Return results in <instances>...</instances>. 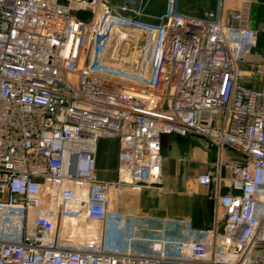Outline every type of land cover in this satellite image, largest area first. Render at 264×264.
<instances>
[{"label":"built area","instance_id":"1","mask_svg":"<svg viewBox=\"0 0 264 264\" xmlns=\"http://www.w3.org/2000/svg\"><path fill=\"white\" fill-rule=\"evenodd\" d=\"M144 2L0 0V264H264V27L253 0H216L204 16L178 0L146 15ZM126 43L134 69L114 63ZM188 133L228 173L214 225L116 209L124 191H163L162 137ZM102 137L118 140L115 179L95 172Z\"/></svg>","mask_w":264,"mask_h":264},{"label":"crops","instance_id":"2","mask_svg":"<svg viewBox=\"0 0 264 264\" xmlns=\"http://www.w3.org/2000/svg\"><path fill=\"white\" fill-rule=\"evenodd\" d=\"M164 7L155 8L153 15L161 14ZM197 9L186 6L182 10L187 13L204 16L214 12L216 0H201ZM238 0H227L228 8H235ZM258 20L253 18L252 4L251 16L256 28L264 27V0H257ZM194 11V12H193ZM141 38L145 33L138 32ZM264 46V31L260 32L257 39V48ZM131 47L124 44L120 54L128 52L130 56ZM124 68H135V64L126 59L114 62ZM145 72L147 69L144 70ZM117 152L118 140L114 137H102L96 142L95 172L101 179H115L117 177ZM224 159H233L237 154L229 148L223 149ZM159 174L162 178L163 191L147 188L137 194L124 191L117 197L115 208L129 212H138L152 217H170L189 221L193 227L207 228L214 225V194L218 191L224 194L231 191L228 185L225 169L217 166L218 153L214 146H205L202 137L195 134L179 136L169 134L162 137L160 150ZM214 169L222 177L220 185L215 183L209 185L199 184L196 177L206 170ZM221 228V222L219 223Z\"/></svg>","mask_w":264,"mask_h":264},{"label":"rangeland","instance_id":"3","mask_svg":"<svg viewBox=\"0 0 264 264\" xmlns=\"http://www.w3.org/2000/svg\"><path fill=\"white\" fill-rule=\"evenodd\" d=\"M254 1V7H253V18L254 20H258L259 16H258V4H257V0H253ZM164 2L165 0H145L144 4H143V11L145 12V14H151L153 13V11L155 10V8H161L163 9L164 7ZM202 5L201 4V0H178V8L179 9H186V6L190 7V9L195 8L198 10L199 6ZM194 12V11H193ZM78 17H82V18H89V11H78L75 13ZM145 53H142L141 55L143 56ZM118 56L121 59H126L128 60L129 58V54L128 52H123V53H119ZM244 84L248 87H253L254 85V81L252 80H245ZM254 87H258V83H256L254 85ZM191 134V133H190ZM196 136V134H195Z\"/></svg>","mask_w":264,"mask_h":264},{"label":"water","instance_id":"4","mask_svg":"<svg viewBox=\"0 0 264 264\" xmlns=\"http://www.w3.org/2000/svg\"><path fill=\"white\" fill-rule=\"evenodd\" d=\"M160 166V158H158V161H157V166L155 168V171H157V167Z\"/></svg>","mask_w":264,"mask_h":264}]
</instances>
